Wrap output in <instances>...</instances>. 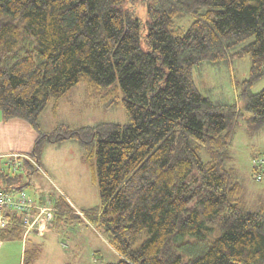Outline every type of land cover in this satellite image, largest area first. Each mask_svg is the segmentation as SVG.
I'll return each instance as SVG.
<instances>
[{
  "label": "trees",
  "instance_id": "16d2710c",
  "mask_svg": "<svg viewBox=\"0 0 264 264\" xmlns=\"http://www.w3.org/2000/svg\"><path fill=\"white\" fill-rule=\"evenodd\" d=\"M142 1L144 34L125 0H0L2 119L39 132L47 105L81 82L105 107L122 106L127 124L39 134L26 154L37 164L38 146L66 139L86 149L113 264H264V206L247 207L230 149L240 116L250 133L264 127V88L248 92L264 77V0ZM245 56L246 114L196 89L194 67ZM7 173L4 189L21 190ZM21 232L10 226L0 240Z\"/></svg>",
  "mask_w": 264,
  "mask_h": 264
},
{
  "label": "rangeland",
  "instance_id": "374dc122",
  "mask_svg": "<svg viewBox=\"0 0 264 264\" xmlns=\"http://www.w3.org/2000/svg\"><path fill=\"white\" fill-rule=\"evenodd\" d=\"M125 8L132 10L140 19L141 33H145L147 15L142 0H125ZM189 16L178 21L184 29L188 27ZM142 40V47L146 45ZM250 59L248 56L221 61L217 64L206 62L194 67L192 78L201 95L213 103L234 104L245 113V102L241 92L242 83L248 78ZM264 88V77L260 78L249 93H257ZM244 111V112H243ZM246 114V113H245ZM240 116L234 129L230 145L232 164L240 174L244 187V199L247 207L255 209L264 206V167L259 174L252 172V161L260 159L264 165V127L250 133ZM39 132L26 135L21 151L31 154L39 134H63L66 129L93 127L99 123H115L121 126L128 123V116L121 105L111 108L104 106L100 97L87 91L84 82L73 87L57 103L50 102L39 116ZM25 150V147H28ZM31 147V148H30ZM10 155V154H9ZM86 149L75 139L58 142H44L35 151L37 167L27 163L17 171H9V178L16 173L15 186H21L36 205L51 202L56 206L55 219L46 233L37 235L19 233L16 237L5 236L0 246V264H113L119 260L118 254L110 245L111 235L99 224L97 211L100 209V196L95 172L91 160H84ZM8 158V154L4 156ZM1 167V163H0ZM260 178V179H259ZM259 179V180H258ZM4 175L0 174V191L4 187H13ZM8 185V186H7ZM13 190V188H12ZM13 190L12 193H15ZM59 199L70 209L61 210ZM79 211L80 214H75ZM61 213L62 215L58 214ZM69 213L74 217L66 216ZM58 214V215H57ZM138 241L134 249L141 243Z\"/></svg>",
  "mask_w": 264,
  "mask_h": 264
},
{
  "label": "built area",
  "instance_id": "2783aa9c",
  "mask_svg": "<svg viewBox=\"0 0 264 264\" xmlns=\"http://www.w3.org/2000/svg\"><path fill=\"white\" fill-rule=\"evenodd\" d=\"M24 160L38 168L32 159L21 154L8 155V158H4L1 162V167L17 172L23 166ZM259 162L258 159L252 161L255 165L260 164ZM56 212V206L50 201L43 205H36L23 190L15 193H12L10 189L0 191V232L14 225L23 230L24 236L29 233L41 235L52 226ZM74 213L82 215L79 211Z\"/></svg>",
  "mask_w": 264,
  "mask_h": 264
},
{
  "label": "crops",
  "instance_id": "0c3cea01",
  "mask_svg": "<svg viewBox=\"0 0 264 264\" xmlns=\"http://www.w3.org/2000/svg\"><path fill=\"white\" fill-rule=\"evenodd\" d=\"M33 131L34 130L30 127V125L24 120L15 118L3 121L0 113V163L7 154H13L11 152L24 148L23 140L26 135L30 136L29 146H32L34 140V137L32 136ZM29 146L25 147V150H28ZM16 153L24 155L27 154L21 151Z\"/></svg>",
  "mask_w": 264,
  "mask_h": 264
}]
</instances>
